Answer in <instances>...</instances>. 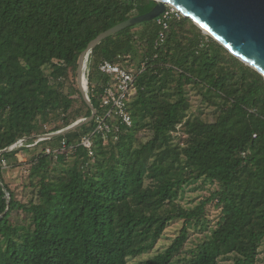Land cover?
<instances>
[{
    "label": "trees",
    "instance_id": "1",
    "mask_svg": "<svg viewBox=\"0 0 264 264\" xmlns=\"http://www.w3.org/2000/svg\"><path fill=\"white\" fill-rule=\"evenodd\" d=\"M155 6L152 0H0V152L24 138L32 143L52 119L62 125L49 134L89 118L73 80L81 54L103 32ZM105 61L134 71L144 64L128 104L133 126L121 127L116 141L110 134L96 140L92 155L79 148L55 159L43 149L77 144L94 122L33 148L30 179L38 180L27 203L15 199L2 169L29 150L0 156V264H129L182 221L163 252L138 263L170 264L213 202L220 210L216 227L185 264L230 257L233 264H255L264 241L263 77L191 20L161 16L106 38L88 55L87 95L98 115ZM188 89L214 109L213 123L191 115ZM179 131L181 143L174 137ZM142 132L150 135L146 142L138 138ZM200 180L217 189L183 207L180 193ZM14 212L25 215L24 224L11 222Z\"/></svg>",
    "mask_w": 264,
    "mask_h": 264
},
{
    "label": "water",
    "instance_id": "2",
    "mask_svg": "<svg viewBox=\"0 0 264 264\" xmlns=\"http://www.w3.org/2000/svg\"><path fill=\"white\" fill-rule=\"evenodd\" d=\"M156 6L147 14L122 22L100 34L81 54L77 68V86L91 111L89 118L78 121L63 131L41 138L50 140L76 131L94 120L97 113L84 88V66L88 55L106 38L128 28L152 22L163 16L168 8L193 22L232 56L250 67L264 79V0H152ZM9 149L0 152L7 153ZM10 199L9 194L7 195Z\"/></svg>",
    "mask_w": 264,
    "mask_h": 264
},
{
    "label": "rangeland",
    "instance_id": "3",
    "mask_svg": "<svg viewBox=\"0 0 264 264\" xmlns=\"http://www.w3.org/2000/svg\"><path fill=\"white\" fill-rule=\"evenodd\" d=\"M137 29V28H136ZM138 30V29H137ZM139 56L136 58L135 63L132 64V68L137 66L139 61ZM129 64V62H127ZM46 73L48 71L46 70ZM77 80V76L74 75L73 80ZM77 86V84H76ZM78 88V87H77ZM189 90V99L191 104L190 113L193 116L200 117L203 121L207 123H213L216 116L214 115V109L208 108L201 100L199 93L192 89ZM78 96L75 97L78 100ZM80 101H76L74 105V110L79 109ZM62 125L61 119H52L47 123L42 124V131L47 135L48 132H51L56 127ZM150 135L147 132H142L138 135L140 140L146 142ZM177 143H181L183 139V134L181 131L174 136ZM29 150L27 152H21L17 157H10V160L6 162V166H3L2 175L3 180L6 185L9 187L15 199L23 203L29 202L35 193L33 191L32 182H36L38 178L30 179L31 173V161L33 160V151ZM41 151V150H39ZM217 189V185L209 180H200L198 182L192 183L185 186L184 191L180 193L178 198V203H180L185 208H193L200 201L210 197L213 191ZM215 202L210 203L205 208L204 217L200 220V223H193L189 227V236L186 241L182 251L178 254L170 264H185L190 258V253L196 248V246L208 238L211 232L215 229L217 221L220 216V210L215 207ZM11 222L16 225L24 224L25 215L20 212H14L10 217ZM183 222L179 221L173 223L166 231L163 238L159 241L154 251L144 255L138 259L129 261V264H138L142 260H146L157 253L163 252L174 240V238L179 234ZM219 264H233V259L223 258L220 260ZM255 264H264V241L260 244L258 249V257Z\"/></svg>",
    "mask_w": 264,
    "mask_h": 264
},
{
    "label": "built area",
    "instance_id": "4",
    "mask_svg": "<svg viewBox=\"0 0 264 264\" xmlns=\"http://www.w3.org/2000/svg\"><path fill=\"white\" fill-rule=\"evenodd\" d=\"M170 14L182 16L172 8H170V12H166L163 16L166 18L169 17ZM164 27H166V25ZM86 61L87 57L85 59V62ZM143 70L144 64L141 65L140 70L134 71L108 61L101 63L99 65V71L105 76L103 94L101 97V107L103 108V112L99 115L96 113L94 120L92 121L94 122L93 129L81 136L77 144L68 145L63 141L55 147H45L43 152L47 155H52L57 159L61 155L68 157L81 148L88 151L89 155H92V148L96 140L106 142L109 134L114 141L118 140V134L121 127L131 128L133 126L134 122L128 111V104L137 93L136 78L138 74L143 72ZM83 76L87 94V81L84 72ZM26 141H28L26 138L19 140L10 147V151L20 147L31 150L47 140L40 136L36 137L32 143L26 144ZM4 166H6L5 163Z\"/></svg>",
    "mask_w": 264,
    "mask_h": 264
},
{
    "label": "bare ground",
    "instance_id": "5",
    "mask_svg": "<svg viewBox=\"0 0 264 264\" xmlns=\"http://www.w3.org/2000/svg\"><path fill=\"white\" fill-rule=\"evenodd\" d=\"M85 86H86V85H85V83H84V88H85Z\"/></svg>",
    "mask_w": 264,
    "mask_h": 264
}]
</instances>
